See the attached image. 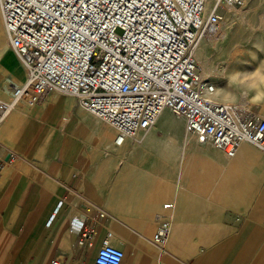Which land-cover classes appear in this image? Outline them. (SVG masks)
<instances>
[{"label": "crops", "instance_id": "obj_1", "mask_svg": "<svg viewBox=\"0 0 264 264\" xmlns=\"http://www.w3.org/2000/svg\"><path fill=\"white\" fill-rule=\"evenodd\" d=\"M0 66L24 78L25 68L8 42ZM18 103L0 124V264H50L54 258L93 264L107 231L124 251L121 264H264V161L252 143L232 158L207 144L151 145L152 138L167 135L164 120L165 134L152 127L139 145L145 153L157 148L174 158L156 166L136 162L138 146L126 143L129 139L116 144V130L72 94L52 91L27 111ZM153 168H161L159 174L174 170L175 177L153 176ZM234 172L243 193L238 199L226 189ZM247 185L256 193L249 206ZM224 200L239 209H223ZM165 203L173 206L163 208ZM217 208L236 213L224 215L203 243L185 250L168 237L162 246L152 242L156 214L170 219V230L175 224L174 238L188 216ZM114 212L143 213L124 218ZM74 221L81 230H94L92 246L78 245ZM115 231L122 239H115Z\"/></svg>", "mask_w": 264, "mask_h": 264}, {"label": "built area", "instance_id": "obj_2", "mask_svg": "<svg viewBox=\"0 0 264 264\" xmlns=\"http://www.w3.org/2000/svg\"><path fill=\"white\" fill-rule=\"evenodd\" d=\"M221 3L243 0H214L207 14V0H0L8 45L25 68L20 82L8 83V99L0 98V124L19 101L34 106L60 91L111 125L116 144L154 127L170 110L186 134L228 158L245 142L264 150V117L246 104L215 100L216 85L203 77L192 50L203 31L216 28ZM156 218L151 240L162 246L170 219ZM71 229L79 246H92L91 227L81 230L74 221ZM123 258L107 231L93 264Z\"/></svg>", "mask_w": 264, "mask_h": 264}, {"label": "rangeland", "instance_id": "obj_3", "mask_svg": "<svg viewBox=\"0 0 264 264\" xmlns=\"http://www.w3.org/2000/svg\"><path fill=\"white\" fill-rule=\"evenodd\" d=\"M214 0H207L205 14L208 13ZM230 11H228V10ZM218 11L221 15L218 24L216 25V31L206 30L203 31L197 38L194 46L193 53L201 70L204 78L215 83L216 88L213 94V98L220 102H237L243 103L249 106L251 109L258 112L264 117V80H260L257 83L255 81L261 74L264 75V0H243V4L240 6H231L225 3H221L218 7ZM1 18L0 29V42L5 41V32ZM218 26V28H217ZM211 36H210V34ZM214 35V36H213ZM7 41V39H6ZM18 58V57H17ZM19 60V59H18ZM20 62V61H19ZM25 74V70H24ZM256 77L255 79H253ZM9 79L20 82L17 78H14L8 70L0 66V98L7 100L8 94L6 92ZM23 79V78H22ZM23 107L24 111H27L28 104L24 101H20L17 107ZM177 119V122H172L171 119ZM164 120L167 121L166 130L167 135L161 137H154L151 139V145H176L186 144L188 142L202 144L196 141L195 137L186 134L184 131V124L180 117L170 110H165L159 116L156 125L152 128L162 134H165L163 128ZM147 131L141 132L135 138H128L126 143L132 141V146H138L136 149L135 159L136 162H153L156 166L169 162L171 158L167 154L160 153L157 148L155 152L145 153L141 150L139 145L141 141L147 136ZM5 140V139H4ZM0 141L3 139L0 137ZM210 145V144H207ZM261 154V160L264 161V150L255 144H251ZM12 146V145H10ZM212 146V145H211ZM131 148L130 150H132ZM129 152V157H131ZM130 159V158H129ZM174 161V158L171 159ZM158 164V165H157ZM153 176H163L164 173L168 178H174V170H163L164 173L159 174L162 171L161 168L151 169ZM238 172H234L233 180L230 185L226 186V189L231 190V197L238 199L240 186L238 185ZM240 175V174H238ZM217 180L222 178L216 177ZM228 182L230 181L227 179ZM248 190L245 193V199L248 200V206L254 198V192L250 191V185H247ZM228 195L226 192L225 196ZM226 198V197H225ZM233 202V201H232ZM234 203L223 201L224 208H230L232 210H238V206L235 207ZM217 204H220L217 201ZM222 208H217V212H197V216L194 214L188 216L187 219L182 221L181 225L177 227L180 235L172 236L175 224H172L168 241L172 240L174 243L178 242L183 249L189 250L205 241L214 228V225L221 220L224 215L236 212H219ZM115 214L126 215L134 217L142 214L143 212H114ZM155 212H153L154 215ZM115 239L120 240L119 231H115ZM124 237V236H123ZM176 240V242H175Z\"/></svg>", "mask_w": 264, "mask_h": 264}, {"label": "bare ground", "instance_id": "obj_4", "mask_svg": "<svg viewBox=\"0 0 264 264\" xmlns=\"http://www.w3.org/2000/svg\"><path fill=\"white\" fill-rule=\"evenodd\" d=\"M227 10H228V9H227ZM228 11H230V10H228ZM217 28H218V26H217ZM218 29H219V28H218ZM4 30H5V29H4ZM210 30H211V32H212V31H216V32H217L216 28H211ZM5 34H6V33H5ZM209 34H210V33H209ZM210 36H211V34H210ZM213 36H214V35H213ZM6 39H7V37H6ZM6 46H7V42L5 41L3 47L0 48V52H1L4 48H6ZM260 74H261V75H260L259 77H257V78L254 77V78H253V79L256 78L255 81L253 80V81H251V82H256V83H257V82L260 81V80H264V75H262L263 73H260ZM10 82H15V81H13V80H9V83H10ZM262 111L264 112V108H263ZM244 145H246V142L243 143V144L240 146V148H242ZM240 148H239V149H240Z\"/></svg>", "mask_w": 264, "mask_h": 264}]
</instances>
